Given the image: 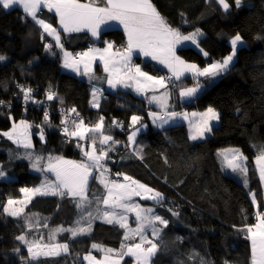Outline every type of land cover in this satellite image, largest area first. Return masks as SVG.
Instances as JSON below:
<instances>
[{"label": "trees", "instance_id": "1", "mask_svg": "<svg viewBox=\"0 0 264 264\" xmlns=\"http://www.w3.org/2000/svg\"><path fill=\"white\" fill-rule=\"evenodd\" d=\"M151 2L167 23L182 34L197 28L203 32L199 47L207 56L193 48L176 51L182 60L200 68L229 55L231 39L237 33L242 36L243 45L238 48L230 69L216 82L208 83L189 103L182 107L178 103L168 110L202 112L211 106L217 113L232 115L233 130L220 137L191 141L185 124L153 127L149 121L150 107L125 92L108 95L98 109H92L89 85L61 71V49L40 38V29L25 19L19 9H0V55L5 57L0 61V100L11 103L9 108L0 106V170L7 178L0 179V264H74V257L93 253V244L119 249L124 243V229L96 222L87 236H57L60 243H67L66 254L31 260L16 239L24 234L26 226L20 219L5 216L2 207L9 199L20 198L21 188L37 186L41 176L32 173L28 163L12 157L14 147L2 133L11 129L13 123L24 120L34 130L44 129V142L33 134L34 147L51 156L69 159L78 156L73 137L69 143L61 137L59 119L52 117L45 121L42 108L46 104L69 111L75 108L87 125H95L103 117L105 135L119 142L117 150L110 151L107 157L111 162L105 163L110 175L124 174L123 178L127 175L162 193L164 200L156 204V213L169 223L160 229L155 240L157 249L149 264H251L247 227L255 225L264 214V186L255 168V158L264 151V0H242L240 7L234 0H226L227 11L218 0ZM101 39L112 41L116 47L125 43L124 33L118 29L102 33ZM76 40L81 48L90 42L84 34ZM49 44L52 49L46 51L45 45ZM63 46L76 51L68 42ZM136 60L140 63V59ZM142 70L152 76L164 74L151 62H144ZM20 84L37 92L25 101L23 91L18 88ZM194 84L196 80L192 77L176 82L177 88ZM49 92L56 94L54 99H47ZM133 115L141 117L134 127L143 123L146 130L129 148L127 136L134 130ZM225 141H232L246 157L247 177L242 179L243 183L222 170L218 147ZM142 204L155 205L150 200ZM26 210L42 217L48 229L69 227L77 217L69 197H35ZM121 264L136 262L126 257Z\"/></svg>", "mask_w": 264, "mask_h": 264}, {"label": "snow or ice", "instance_id": "2", "mask_svg": "<svg viewBox=\"0 0 264 264\" xmlns=\"http://www.w3.org/2000/svg\"><path fill=\"white\" fill-rule=\"evenodd\" d=\"M100 2L104 6H97L94 0H87V2H81V0H0V9L9 10L17 7L21 8L25 19L31 18L33 23L43 30V33H47L48 36L53 37L55 47L61 49L63 52V68L70 69L77 75L87 76L89 81L97 79V77L91 75V64L97 59L96 54L99 53V60L103 62V70L108 74L105 78L108 86L112 89L118 86L132 88L133 84L128 81H134L136 85L135 91L138 94H143L149 88L155 90L156 86H159L161 89H167L169 83L173 80L178 81L186 73H190L192 78L197 81L196 86L181 89L179 95L183 99L191 100L202 90L199 78H206L211 83L227 72L234 57L237 55L239 44L242 43V36L237 33L230 41L231 53L229 55L223 57L222 60L208 63L205 67L200 68L194 63H186L176 55V47L182 45L185 41H190L192 45L199 48L198 40L203 36L199 28L190 34L183 35L179 29H175L167 23L166 19L159 13L151 0H100ZM218 3L222 5L225 11L229 9V4L226 0H218ZM234 3L237 7H240L242 0H234ZM42 8H46L48 11L55 10V14L58 17V24L64 33L87 30L91 33L92 37L99 39L103 30L102 25H108L109 22H116L122 26L127 37L126 47L122 53L120 51L110 52L113 44L105 41L107 44L106 48L102 50L89 48L87 52L77 53L76 56L79 57L77 59L73 57L72 53L64 50L60 32L51 23L38 17V13ZM45 48L46 51H50L52 45H45ZM200 50L203 52V49ZM134 52L142 54L145 57H151L152 60H157L168 69L171 75L167 77H153L142 71L139 65H133L132 63ZM105 54L108 55L106 56ZM203 55L207 56L208 53L203 52ZM4 59L5 57L0 55V61ZM81 64H83V73L80 71ZM133 68L135 69L134 73H132ZM21 90L24 93V100H29L32 89L22 88ZM97 91L95 88L92 90V105L94 107H99L98 100L96 99ZM55 95V93L49 92L47 99L52 100ZM148 102L150 104L155 103L162 110L163 114L160 112H149L152 122L157 124L158 127L162 128L164 125L174 122L177 118L189 119L187 113L168 111L167 93L164 96H151L148 98ZM70 112L75 113L77 118L79 117L75 108L71 109ZM191 115L193 117H199L195 123V134L190 135V139L193 141L198 138H203L206 132H211L210 122L219 119V114L211 106L203 113H192ZM44 117L47 122V112H45ZM140 120L141 117L139 116L133 115L131 117L134 130L128 136L129 143H135V137L140 129L134 126ZM61 123L65 125L63 132L66 136L76 137L78 141L85 139L91 141V150H87L84 145L77 143V147L81 149L82 155L86 160L80 162L69 161L62 157H52L49 155L46 158L48 164L44 168L40 166V163L45 157L33 156L31 151H26L22 157L18 158L33 161L32 166L36 171L54 173L56 182H42L41 187L44 189L43 192H41L40 187L34 189L21 188L20 191L23 193H40L42 195H59L61 197L69 196L74 199L78 197L76 207L78 208L79 215L75 221V227L57 229V231H68L72 238H76L77 236L88 234L93 220L91 211L92 200L86 195L90 178L100 179L99 176L93 175V170L104 169V159L108 157V152L113 150V146L119 142L114 141L111 135H103V117H100L99 122L94 126L85 125L82 119H79V122L74 119L71 121L73 125V130L71 131L67 126V120H62ZM113 124L119 126L116 121H113ZM189 124L191 127L192 121H189ZM31 127L32 125L27 121L21 120L19 126L13 123L12 129L2 133V135L6 136L18 146H22L25 150H29L33 148L29 133ZM142 127L144 126L142 125ZM39 136L41 141H44L42 128L40 129ZM14 137L16 138L14 139ZM20 137L23 139H20ZM97 141L100 145L99 154ZM110 141L112 144H109ZM105 145H108L107 149H105ZM228 151L231 158L229 159L227 154L224 156V159L227 160L228 168L232 172L238 170L246 172V168L243 166V161L246 160V157L239 150ZM255 163L259 165L260 179L264 181V151H261L255 158ZM4 175L5 173L0 170V177ZM101 175H103V172H101ZM124 180L131 181V183L111 181V187H109L107 183L100 180L106 189V195L102 197V203L107 208L101 209L97 205V218L102 212L105 222L112 224L114 223V219L109 217H119L115 222L119 224L120 228L126 229L124 239L134 240L136 237H139L140 242L133 243L129 246L122 243L120 250L108 249L107 252L109 255H105L103 260H97L95 256L86 255L83 259L89 261V264H120L125 256L134 257L136 264H148L150 257L154 255L157 249V245L151 241H147L150 247L144 246L146 229H151V234L155 237L159 234L157 222L164 227H167L169 223L167 219L155 213V208L142 207L139 203L132 200L133 195H135L139 196L142 200H150L155 204H162L164 200L162 193L133 180L127 175L124 176ZM253 202L255 203V199ZM14 203L16 201L12 199L8 200V205ZM107 209H111V211ZM116 209L122 211L117 212ZM3 210L11 216H18L23 211V209H9L7 206H4ZM130 212L135 213L137 227L134 229H128L126 221V214ZM172 215H177V213L172 212ZM258 219L259 222L256 225L247 227L248 236L251 240V264H264V214L258 217ZM85 222L88 224V227L82 226ZM16 239L25 244L28 243L24 235H20ZM92 248L99 250V246L96 244H93ZM16 251L18 252L19 249H16ZM27 251L33 258L41 254L60 255L61 251L64 253L68 252V245L67 243H57L53 246L39 245L35 252L33 251V246L29 245ZM113 252H116L119 257L118 259L111 257Z\"/></svg>", "mask_w": 264, "mask_h": 264}, {"label": "crops", "instance_id": "3", "mask_svg": "<svg viewBox=\"0 0 264 264\" xmlns=\"http://www.w3.org/2000/svg\"><path fill=\"white\" fill-rule=\"evenodd\" d=\"M81 2H87V0H81ZM95 4L97 6H104L100 0H94ZM21 12H22V9L21 8H18ZM11 10V9H9ZM8 11V10H7ZM23 13V12H22ZM24 14V13H23ZM38 17L41 18V19H44L46 22L48 23H51L53 25V27H55L57 29L58 32H60L61 34V40H62V43L63 45L65 44V42H68L70 45H71V48H75L76 51H81V52H87L88 50L87 49H84V48H81V47H78V41L76 40V38H78V36H80V34H84L86 35L87 37H89L90 39V42L94 43L96 46L94 47V49H104L107 47V44L105 43V41L107 40H102L101 39V34L106 32V31H110V30H121L123 31V28L122 26H120L118 23L116 22H109L108 25H102V32L100 34V37L99 39L97 38H94L91 36V33L88 32L87 30L85 31H82V32H73V33H64L62 31V29L60 28L59 24H58V17L56 16L55 14V10H52V11H48L46 8H42V10L38 13ZM31 22H33L31 20V18H28ZM52 20H54V23H52ZM38 27V26H37ZM39 28V27H38ZM40 31H41V37L42 38V35H43V39L46 40V42L50 43V44H54L55 45V40L53 37L51 36H48L47 33H43V30L41 28H39ZM124 33V31H123ZM192 33V32H191ZM203 33V32H202ZM190 34V33H189ZM183 35H187V34H183ZM204 35V34H203ZM203 37V36H202ZM200 37L199 40L202 38ZM124 40H125V44L127 43V37L124 33ZM199 40H198V43H199ZM107 42H110V41H107ZM110 43L113 44V48L110 50V52H116V51H120L118 50L119 47H116L115 44L111 41ZM242 43L239 44V46L241 45ZM190 47H193L195 50H198L201 54H203V52H201V48H197L195 45H192L190 41H185L183 42L182 45H178L176 47V51L180 48H190ZM65 51H68L70 53L73 54V57H75L74 55V52L76 51H71V50H66L64 49ZM122 53V51H120ZM97 55V59L95 61L92 62L91 64V68H92V72H91V75H94L95 77H97V79H94L92 81H89V78L87 76H84V75H77L76 73H74L72 70L70 69H65L62 67V62H63V52H62V56H61V71L65 74H69L71 76H74L76 77L78 80L86 83L89 85V88H90V99H89V106L92 108V109H98L99 107H94L92 105V101H93V95H92V90L93 88L97 89V93H96V99L98 100V103H99V106L101 104V102L105 99H107V96L108 95H115V94H118V93H130L132 94L133 96L139 98V99H142L146 102V104L150 107V110L149 112H159V111H162L155 103H152L150 104L148 102V98L151 97V96H164L165 93H167V105H168V110L169 108L172 106V105H177L179 103V105H185L187 103H189L190 101H192L194 98H192L191 100H186V99H183L180 97L179 93H180V90L183 89V88H177L176 86V82H180L182 81L183 79L185 78H188V77H192L190 73H186L184 77H181L180 80H173V84L172 86H168L167 89H161L159 88V86H156L155 90L149 88V89H146L145 92L143 94H138L136 91H135V82L134 81H128L129 83H132L133 84V87L132 88H124L123 86H118L117 88L115 89H112L108 86L107 84V80L105 79L107 77V73L104 72L103 70V62L99 60V53L96 54ZM106 56L108 54H105ZM76 58V57H75ZM136 59H140V63L137 62ZM144 62H151L154 66H156L157 68H159L161 71L164 72V74L162 76H165L167 77V75H171V73L168 71V69L163 65V64H160L157 60H152L151 57H145L143 56L142 54H139V53H136L134 52L133 56H132V63L133 65H139L141 70H142V64ZM186 62V61H185ZM235 62V57H234V60L232 62V64L230 65V67L233 65V63ZM186 63H189V62H186ZM229 67V69H230ZM80 71L81 73H83L84 69H83V64L80 65ZM143 71V70H142ZM135 72V69L133 68L132 69V73ZM150 75V74H149ZM152 76V75H151ZM153 77H161V76H153ZM219 78V77H218ZM216 78L214 81H212L213 83L216 82V80L218 79ZM125 79H127V77H125ZM195 80V79H194ZM202 80V82H199L202 86V90L198 92V94H200L206 87V85L209 83L208 80L206 78H199V81ZM175 83V84H174ZM197 83V81H196ZM196 86V84H194L193 86H190V87H194ZM186 88V87H185ZM189 88V87H187ZM197 94V95H198ZM180 113V112H179ZM183 113V112H181ZM188 113H202V112H196V111H191V112H188ZM189 115V119L185 121V119H182V118H177L174 122H171L167 125H164L162 128L164 127H168L169 125L172 126V125H176L177 123H182V124H185L187 126V129H188V136L190 138V129H195L194 126L190 127V124H189V120L190 119H193V118H197V120L199 119V117H193L192 115ZM223 117H227V115H224V116H220V118L218 120H216L217 122L214 123V125L212 126V131L211 135H206L208 137L206 138H210V137H219V135L222 134V131H224V128L222 127V123H223ZM230 120H233L232 118ZM149 121L151 123V125H153V127H157V128H160L161 127H158L157 124H154L152 122V118L149 116ZM19 122H16L15 124L17 126H19ZM85 124V123H84ZM87 125V124H85ZM88 126H94V125H88ZM13 127V125H12ZM11 127V129H12ZM42 127H40L39 129L37 130H34L32 127L29 129V133H30V139H31V143L33 145V148L32 149H29L28 151H31L33 153V156H42V157H45V159L43 161H41L40 163V166L46 168L47 164H48V160L46 159L49 155L48 154H45L44 152H42L40 149H38V147H34V143H33V134H37L38 135V139L41 141L40 139V136H39V132H40V129ZM140 129V131L137 133V136L135 137V141L136 139L138 138V136L143 133L145 130H146V127H142L139 126L137 127ZM11 129H9L8 131H10ZM43 129V128H42ZM228 130V129H226ZM233 130V127L232 129H230V131ZM7 131V132H8ZM133 131V130H132ZM131 131V132H132ZM130 132V133H131ZM43 133H44V129H43ZM102 133L103 135H105L104 133V129L102 128ZM130 133L128 134V136L130 135ZM99 135V134H97ZM128 136H127V141H128ZM4 138H6L7 140H9L6 136H3ZM16 137H14L15 139ZM204 138V137H203ZM203 138H198L197 140L195 141H201L203 140ZM20 139H23L22 137H20ZM44 139H45V136H44ZM73 140H74V145H75V151L77 152L78 156L77 158H73V159H69V158H63L65 160H69V161H77V162H80L82 160H86L85 157H83L82 155V151L80 148L77 147V143H80L82 145H84L85 149L87 150H91V148L89 146H87V144L83 143V142H88L90 143L91 141L88 140V139H85L83 141H78V139L76 137H73ZM88 140V141H87ZM191 140V139H190ZM11 142V144L13 145L14 148H17V149H20V151L24 150L22 146H18L17 144L13 143V141L9 140ZM193 141V140H191ZM41 142H44V141H41ZM98 142V141H97ZM226 142V141H225ZM221 144V145H224V143ZM229 142V147L231 148V150H238L234 145H233V142L231 141H227ZM135 144V143H134ZM134 144L132 143H129L128 142V146L129 148H132L134 147ZM22 147V148H21ZM42 152V153H41ZM221 156H219V161H220V165L222 167V170L229 176L235 178L233 175H235V172H232L231 169L228 168V164H227V161L224 159V155L223 153L220 154ZM52 157H58V156H52ZM14 161V160H13ZM24 162L28 163L29 165V168H30V162H33V161H29V160H23ZM244 162V161H243ZM255 166L259 172V165H257L255 163ZM246 168V167H245ZM101 172H103V175H101ZM110 173V170L107 166H104V169H101V170H93V175L94 176H99L100 179H93V178H90L89 180V185H88V188H87V193L86 195L88 196V198L90 200H92V206H91V211H92V215L93 213H95V219L97 220L96 222H102V223H106L103 219V214L102 212L100 213V216L97 218V213H96V208H97V205L101 208V209H106L107 206L103 205L102 203V197L106 195V189L104 187V184L100 182V180H103L105 183L108 184L109 187H111V181H113L114 177L112 175L109 174ZM233 174V175H232ZM37 175L41 176V181L39 182V184L34 187V188H38L40 187L41 188V192L44 191V189L41 187L42 185V182L44 181H48V182H56V179H55V175L54 173L52 172H48V171H41L40 173H38ZM260 175V173H259ZM0 179L2 180H5L7 179L6 176L4 175L3 177H0ZM121 179V178H120ZM236 179V178H235ZM237 180V179H236ZM119 183H127V184H130L131 181H125L124 179H121V181ZM261 183L262 185L264 186V181L261 180ZM33 188V189H34ZM39 196H42V197H51V196H56V197H61L59 195H51V194H48V195H42L40 193H33V196L31 198H34V197H39ZM65 198H68L69 196H64ZM72 202L74 203L75 207H76V200L79 199L78 197L77 198H72V197H69ZM133 200H136V202L138 201V203L140 202H143V201H148V200H142L139 196H135L133 195L132 197ZM153 202V201H152ZM154 203V202H153ZM76 209H78L76 207ZM109 210V209H107ZM111 211V209L109 210ZM109 218H112L114 219V223L112 224H118L116 223L115 221V218L114 217H109ZM117 220L119 219L118 217L116 218ZM92 226H93V220H92ZM108 224V223H106ZM255 230V229H254Z\"/></svg>", "mask_w": 264, "mask_h": 264}, {"label": "rangeland", "instance_id": "4", "mask_svg": "<svg viewBox=\"0 0 264 264\" xmlns=\"http://www.w3.org/2000/svg\"><path fill=\"white\" fill-rule=\"evenodd\" d=\"M243 45V40H242V44L240 45V46H238V48L239 47H241ZM190 48H193V47H190ZM194 49V48H193ZM198 51V50H197ZM199 52V51H198ZM183 105H180V107H182ZM173 111H175L174 109H173ZM206 110H204V111H202V113L203 112H205ZM176 112V111H175ZM181 113V112H180ZM183 113H187L188 114V116L191 114V113H188L187 111H184ZM219 114V118H220V116H224V115H222V114H220V113H218ZM232 115H227V117H223L222 119L224 120L223 121V123L221 124L222 125V127L224 128V131H222V134L221 135H219V137L220 136H223V135H225V134H227V133H229L230 132V129H232V127H234V118L233 117H231ZM190 117V116H189ZM233 119V120H230V119ZM186 121V120H185ZM189 121H192V126H194L195 127V123L197 122V118H193V119H190ZM215 122H217L216 120H214V121H211L210 122V125H211V128H212V126L214 125V123ZM141 125H143V126H145L146 127V125L145 124H143V123H141V124H139V125H137L136 126V128L137 127H139V126H141ZM170 126V125H169ZM191 126V127H192ZM226 129H228V130H226ZM212 131V130H211ZM209 133H211V132H206L205 133V135H204V138H203V140L204 139H207L206 137H208V136H206V135H211V134H209ZM192 134H195V129H190V135H192ZM88 141V140H87ZM231 142V141H230ZM83 143H85V144H87V146H89L90 147V145H91V142L90 143H88V142H83ZM221 144H223V142H221L220 144H219V147H218V156H221L220 154H222L223 153V155L225 156L226 154L229 156V159L231 158V155H230V153H229V151L228 150H231V148L229 147V142H225L224 143V145H221ZM99 145V143L97 142V146ZM233 145H234V143H233ZM22 148V147H21ZM24 149V148H23ZM26 151H28V150H22V151H20V149H17V148H14V150L12 151V157L14 158V159H16V160H21V161H23V160H28V159H23V158H18V157H22L24 154H25V152ZM43 152V151H42ZM41 152V153H42ZM109 153H110V151L108 152V155H109ZM98 154H99V150H98ZM49 155V154H48ZM227 161V160H226ZM107 162H111V160L110 161H108V158L106 157L105 159H104V161H103V164H104V166H106V164L105 163H107ZM31 164H30V171L32 172V173H34V174H38V173H40L41 171H36L34 168H33V166H32V164H33V162H30ZM243 166H244V168H245V160H244V162H243ZM0 167H1V165H0ZM255 168H256V166H255ZM256 170H257V168H256ZM257 173H258V178H259V181H261V179H260V175H259V172H258V170H257ZM110 174V173H109ZM118 175V174H117ZM120 175V174H119ZM118 175V176H119ZM121 175H124V174H121ZM121 175H120V177H121ZM233 175V174H232ZM113 176V175H112ZM238 181H240L241 183H243L242 182V179H244V178H246L247 177V171L246 172H241V171H236L235 172V175H233ZM114 177V176H113ZM123 177H121V179H122ZM124 179V178H123ZM245 181V180H244ZM36 187V186H35ZM34 188V187H33ZM33 188H29V189H33ZM33 196V193H23V192H21L20 191V198H18V199H14V201H16V203H14V204H12V205H8V201H6L5 203H4V205H3V207H2V212H3V214L5 215V216H8V217H11V218H14V219H20V220H22L23 221V223L25 224V226H26V230H25V232H24V234H22V235H24L25 236V239H26V241L28 242L27 244H25V243H23V242H21L22 243V245H23V247L27 250V248H28V246L29 245H32L33 246V251L35 252V251H37V249H38V246L39 245H50V246H53V245H55V244H57V243H59V244H62V243H60V241L57 239V236L58 235H60V234H68L69 235V237H71V234H70V232H68V231H57V229H60V228H64V229H69V228H74L75 227V221L78 219V215H79V211H78V209H76L77 211H76V220L74 221V223H73V225H71V226H69V227H54V228H52V229H48L46 226H45V224H43L44 222H43V218L42 217H40L38 214H35V213H27V207H28V205H29V203H30V201L33 199V198H31ZM35 198V197H34ZM133 200V199H132ZM134 202H136V200H133ZM136 203H138V201L136 202ZM142 207H153V208H155V213H156V204L154 205V206H150V205H143L142 204V202H140L139 203ZM4 206H7V207H9V209H16V210H20V209H23V211H21L20 212V214L18 215V216H11V215H9L8 213H6V212H4ZM110 210V209H109ZM116 211L117 212H120V211H122V210H120V209H116ZM157 214V213H156ZM95 213H93V223H96V219H95ZM260 217V216H259ZM115 218V220H117L116 218L117 217H114ZM119 218V217H118ZM104 221H105V218L103 219ZM126 221H127V225H128V229H134V228H136L137 227V223H136V220H135V213H132V212H130V213H127L126 214ZM259 222V220H257L256 221V223H255V225L257 224ZM100 223H102V222H100ZM104 224H106V223H104ZM108 225H114V224H108ZM115 225H118L119 226V224H115ZM82 226H84V227H88V224L85 222ZM157 227L159 228V232H160V229L162 228V227H164V226H162V225H159V223L157 222ZM91 229H92V224H91V226H90V228H89V232H88V234L91 232ZM125 231H126V229H124V235H125ZM87 234V235H88ZM87 235H80V236H77L76 238H80V237H83V236H87ZM145 236H146V241H145V244H144V246L145 247H150V244L147 242V241H151L152 243H157L155 240L157 239V238H159V234H158V236H153L152 234H151V229H146V232H145ZM72 238V237H71ZM150 238H151V240H150ZM250 239V238H249ZM251 241V240H250ZM140 242V238L139 237H136L134 240L133 239H129V240H125L124 239V244L126 245V246H129V245H131V244H133V243H139ZM99 246V250H97V249H94V248H92L91 250H92V252L93 253H89V254H84V255H81V256H77V257H74V264H78V263H80V261H83L84 262V264H89V261H87V260H84L83 258L86 256V255H92V256H95L96 257V259L97 260H103V258H104V256L105 255H109L108 254V252H107V250L108 249H114V250H120L121 249V247L119 248V249H115V248H108V247H104V246H102V245H98ZM46 250V249H45ZM125 250H126V248H125ZM63 254H66V253H64V252H62L61 251V254L60 255H63ZM28 256H29V258L31 259V260H37V259H39V258H41V257H54V256H59V255H43V254H41V255H39L38 257H36V258H33L30 254H29V252H28ZM111 257L112 258H115V259H118L119 257L117 256V254H116V252H113L112 254H111ZM126 257H130V256H125L124 258H126ZM152 257V256H151ZM151 257H150V259H151ZM130 258H133L134 260H135V258L134 257H130ZM149 259V260H150ZM124 260V259H123ZM123 260H121V262H120V264L122 263V261ZM135 262H136V260H135ZM149 262L150 261H148V264H149Z\"/></svg>", "mask_w": 264, "mask_h": 264}, {"label": "built area", "instance_id": "5", "mask_svg": "<svg viewBox=\"0 0 264 264\" xmlns=\"http://www.w3.org/2000/svg\"><path fill=\"white\" fill-rule=\"evenodd\" d=\"M95 46L96 45L94 43L89 42V43H87V45H86V47L84 49L89 50V48H94ZM125 47H126V44L124 43V44L119 46L118 50L123 52ZM77 53H82V52L81 51L74 52L75 57L78 59L79 57L76 56ZM167 76H170V75H167ZM172 84H173V81L171 83H169V86H172ZM22 88L23 89H29V87H26L24 85L20 86V89H22ZM35 92H37L36 89H32L31 93H35ZM42 112H43V115L45 114V112L48 113V120H50L52 117L58 118L60 122L62 120H67V126H68L70 131L73 130V125H72L71 121L75 119V120H77V122H79V119H81L80 116L77 118L76 114L71 113L69 110H67V109H65V108H63V107H61L59 105L46 104L42 108ZM64 127H65V125L62 124L61 127H60V135L63 138L65 143H69V141L72 138V136H70V135L66 136L64 134V132H63V128ZM109 144H112V142H109ZM99 147H100V145L97 146V150H99ZM104 147H105V149H107L108 145H105ZM118 147H119V144H115L113 146V150H115V149L117 150ZM113 181L120 182V178L118 176H115Z\"/></svg>", "mask_w": 264, "mask_h": 264}, {"label": "bare ground", "instance_id": "6", "mask_svg": "<svg viewBox=\"0 0 264 264\" xmlns=\"http://www.w3.org/2000/svg\"><path fill=\"white\" fill-rule=\"evenodd\" d=\"M21 85H23V84H20L19 86H18V88L20 89V86ZM0 101H2V103H0V106H2V107H4V108H9L11 105V103H9V102H7V101H4V100H0Z\"/></svg>", "mask_w": 264, "mask_h": 264}]
</instances>
